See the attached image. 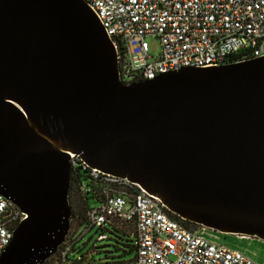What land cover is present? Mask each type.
<instances>
[{
    "label": "water",
    "instance_id": "1",
    "mask_svg": "<svg viewBox=\"0 0 264 264\" xmlns=\"http://www.w3.org/2000/svg\"><path fill=\"white\" fill-rule=\"evenodd\" d=\"M70 154L185 222L264 240V57L125 84L84 0H0V195L26 215L0 264L64 243Z\"/></svg>",
    "mask_w": 264,
    "mask_h": 264
},
{
    "label": "built area",
    "instance_id": "2",
    "mask_svg": "<svg viewBox=\"0 0 264 264\" xmlns=\"http://www.w3.org/2000/svg\"><path fill=\"white\" fill-rule=\"evenodd\" d=\"M84 1L112 41L125 84L181 68L218 67L264 57V0ZM148 37L159 40L156 57L148 54ZM70 164L71 183L85 211L76 230L69 229L64 243L43 264H258L244 252L211 243L198 230L187 229L185 221L172 216L136 182L91 168L79 155L70 154ZM89 199L96 206L91 207ZM25 218L0 195V256ZM106 225L133 239L131 260H93L94 250L68 258L83 235L93 228L104 232ZM108 239L101 233L97 240Z\"/></svg>",
    "mask_w": 264,
    "mask_h": 264
},
{
    "label": "rangeland",
    "instance_id": "3",
    "mask_svg": "<svg viewBox=\"0 0 264 264\" xmlns=\"http://www.w3.org/2000/svg\"><path fill=\"white\" fill-rule=\"evenodd\" d=\"M147 43L149 46V55L156 57L160 53V43L157 37H148ZM85 184V182H84ZM69 204L71 208V217L69 219V229L76 230V227L81 223L85 211L84 206L77 197L75 190L69 189ZM91 207L96 206V203L89 199ZM79 217V219H78ZM79 231H83L84 225ZM189 230H198L202 236L211 243L222 245L224 247L244 252L250 256L258 264H264V240L252 236L243 235H227L217 233L208 229L200 230L201 227L192 223L186 224ZM105 233L108 240L98 241V235ZM133 239L129 234L118 231L117 229L106 225L105 231L96 228L91 229L83 235L69 252L68 258L74 260L76 257L90 253L92 250L95 253L90 256L93 260L109 259L113 261H128L135 255V250H131Z\"/></svg>",
    "mask_w": 264,
    "mask_h": 264
},
{
    "label": "trees",
    "instance_id": "4",
    "mask_svg": "<svg viewBox=\"0 0 264 264\" xmlns=\"http://www.w3.org/2000/svg\"><path fill=\"white\" fill-rule=\"evenodd\" d=\"M71 189H74V187H73V184H72V183H71V185H70V192H71ZM80 202L82 203V205H83V206H84V208H85V203H84L83 201H81V200H80ZM186 224H189V223H188V222H186V223H185V225H186Z\"/></svg>",
    "mask_w": 264,
    "mask_h": 264
}]
</instances>
